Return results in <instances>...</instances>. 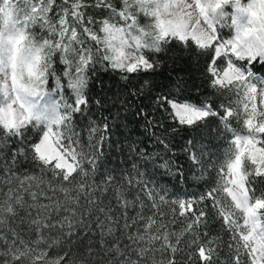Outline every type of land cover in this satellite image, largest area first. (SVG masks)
<instances>
[{
    "label": "snow or ice",
    "instance_id": "snow-or-ice-1",
    "mask_svg": "<svg viewBox=\"0 0 264 264\" xmlns=\"http://www.w3.org/2000/svg\"><path fill=\"white\" fill-rule=\"evenodd\" d=\"M54 3L55 0L35 2L0 0V13H3L4 6H8V13L13 18L14 25L24 33L22 39L27 38V33L34 36L32 32L34 25L47 29L54 37L50 39L34 36L39 42V47L33 49L34 63H29L19 76L15 64L12 65L13 71L10 74L5 72L6 76L10 75L11 82L0 84V98H7L6 102L0 105V132H3L5 138L16 137L23 141V132L28 126L36 128L40 125L42 136L37 142L29 145L31 159L38 163L41 173L51 172L53 178H58L62 182L53 187L51 181L44 179L43 175H17L10 170H7L6 179L0 178V185H9L8 190L0 194V241L7 246L6 251H0V256L8 258L5 264H9V261L13 264H61L68 253L55 259H45L47 252L37 251V248L41 245L49 248L59 246L62 236L69 239L73 236L79 238L80 233L73 231V222L81 228L88 227L91 230L92 221L85 224V220L93 211L101 214L109 223L113 222L112 209L106 211L102 206V200L90 198L92 185L88 184L86 187L85 178L89 174L83 167L85 154L73 147L74 144L78 146V141L73 139L77 134L72 129L71 118L88 103L87 97L81 93L85 86L84 69L92 60L93 53L91 49L83 46L82 41L77 40L76 27L70 24L69 17L81 24L82 32L87 33L92 41L103 44L105 59L111 61L114 67L126 69L129 73H136L141 69L147 71L155 66L141 50L155 46L157 42L178 39L194 42L200 48L211 49L214 53L212 61L215 63L212 61L209 63L214 86L224 91L231 90L237 98L235 110L232 106L225 109V118L240 120L243 126L235 134L228 157L221 169L223 175L220 177L218 190L224 194L228 204L221 205L220 201L215 199L214 192L201 196L199 201L193 198H177L170 202L159 192L156 194L158 200L150 191L146 192L152 201L153 216L145 218L137 213L144 221L143 232L137 229V232L127 235L131 244L125 247L130 248L131 252L125 259L120 260L119 264H181L174 256L177 252L183 251L178 245L186 233L188 239L184 243L191 250L188 254L190 264H214L215 249L210 247L213 242L211 240L203 242L199 233V227L204 223L205 211L199 208L193 210L194 204L206 198L212 199L214 206L219 205L218 213L233 233L235 248L232 264H264V192L257 196L249 187L250 177H264V146H260L264 144L262 139L264 81L253 80L255 64H264V0H247L246 4H242L241 0H123V10L119 12L112 6L110 0H96L94 6L110 9L124 22V27H117L105 20L102 39L93 34L89 27H83L84 14L80 9L87 5L73 2L68 6H61L57 26L47 15ZM64 4L67 5L68 0H64ZM229 4L235 10V15L231 19L234 35L224 38L217 29L226 16L222 10ZM140 13L150 18V23L143 27L137 19ZM74 43L82 46L73 48ZM42 50H46V55H41ZM57 52L61 53L68 68H71L72 64L70 60L64 58L65 53H75L79 59L75 68L77 73L75 78L71 76L70 71L64 72V76L69 77V86L77 90L78 99L75 104L54 106L55 109L62 111L63 115L53 124L48 121L42 122L39 116L33 119L31 115L18 112L10 101L12 95L19 96L21 90L33 99L39 100L47 94L50 80L55 78L53 56ZM219 65L223 67H218ZM0 71H4L3 66H0ZM25 74L28 83L23 82ZM60 83L61 81L57 79V84ZM148 88L146 82L142 90ZM158 99L165 105L170 98L162 96ZM20 107H24L22 102ZM172 108L175 109L174 114L179 121L188 125L213 114L207 109L198 110L194 107L181 106L179 103H173ZM97 131L99 128L91 130ZM65 141L68 142L67 147L64 145ZM66 157H70L72 163H69ZM88 163L95 168V160H89ZM77 176H80L81 180L73 187V181ZM64 182L68 186H65ZM103 191L101 190V194ZM57 193L62 199L57 197ZM26 195L32 201L28 208L37 210L36 217L30 221L38 233L37 239L33 241L34 247H29L8 224L9 218L14 219L17 216L18 208H25ZM81 198L84 200L83 204ZM41 199H47L51 203H39ZM117 202L122 209L130 207L133 203L124 200L123 193L117 194ZM169 203L173 216L178 214L186 222V227L179 234L167 230L164 214L158 207ZM61 209L66 215L59 221H52V215H58ZM101 215L95 217V225L100 230L103 243V238L106 235L113 236L115 230L108 227L107 232L104 231V220L101 219ZM123 215L122 229L127 233L137 224V220L132 219L129 223L126 212ZM42 230L48 232L56 230L58 235L50 237L41 234ZM5 232L11 234L10 240L6 238ZM83 235L87 236L89 233ZM113 238L116 242L107 251L115 252L117 256L124 255L119 247V239L114 236ZM131 253H134L137 259H131ZM156 253L160 254L161 259L156 258ZM241 253L246 255V260L241 258ZM165 254H169L166 259L163 258ZM69 264L75 262L70 261Z\"/></svg>",
    "mask_w": 264,
    "mask_h": 264
},
{
    "label": "trees",
    "instance_id": "trees-1",
    "mask_svg": "<svg viewBox=\"0 0 264 264\" xmlns=\"http://www.w3.org/2000/svg\"><path fill=\"white\" fill-rule=\"evenodd\" d=\"M120 3V0H111L117 11ZM89 7L99 20L107 15L108 9L103 6L89 4ZM217 30L224 38L233 34L232 27L218 26ZM83 35L87 37V34ZM91 51L92 60L84 69L86 80L83 95L87 97L88 103L72 115L71 124L77 134L73 139L78 141V146H74L77 151L82 150L85 154L83 167L89 174L85 178L86 187L92 185L90 198L102 200L106 211L112 209L113 222L109 223L101 214L93 211L85 220V224L92 221L91 230L73 222V231L80 233L79 238L62 236L59 246L49 248L41 245L37 248V251L47 252L45 259H55L68 253L61 264H69L70 261L75 264H119L120 260L125 259L131 252L130 248L125 247L131 244L127 235L137 232V229L142 233L144 229V221L137 213L145 218L153 216L152 201L146 194L148 191L157 200V192L165 195L169 202L177 198L199 201L201 196L214 192L215 199L226 206L228 200L218 190L221 169L235 134L243 127L240 120L225 118V109L232 106L235 110L237 98L231 90L224 91L214 86L209 63L214 55L211 49L178 39L157 42L155 46L143 50V54L155 66L136 73L114 67L111 61L103 57L105 53L100 47H91ZM54 60L55 67H61L57 55ZM218 67L222 68L223 65ZM253 72L264 81V64L256 63ZM146 82L149 88L142 90ZM162 96L169 97V101L208 107L213 114L192 125L182 123L174 114L169 101L165 105L161 104L158 97ZM67 102L74 104L70 94ZM40 127L28 126L23 132V141L16 137L5 138L3 132H0V178L6 179L7 170H10L17 175H43L44 179L51 181L53 187L62 183L58 178H53L51 172L41 173L38 163L31 159L29 145L42 136ZM94 128H99V131L91 132ZM89 160H95V168L88 163ZM80 180L81 177L77 176L72 186ZM249 180V187L257 196L264 192V177H250ZM64 184L68 186L66 182ZM8 187L7 184L0 185V194L6 192ZM101 190H104L103 194ZM118 193H123V199L132 201V205L126 209L120 208ZM56 195L60 197L59 193ZM25 201V208H18L17 216L9 218L8 224L29 247H34L33 241L37 239L38 233L30 221L36 217L37 210L28 208L32 201L27 195ZM38 202L51 203L47 199ZM81 203H84L83 198ZM158 207L164 214L168 231L179 234L186 227L182 217L178 214L173 216L170 203ZM197 208L203 209L206 214L199 233L203 242H213L210 247L215 249L214 264H232L235 241L231 229L218 213L219 205L214 206L212 199L206 198L193 205V210ZM125 212L129 223L132 219L137 220V224L127 233L122 229ZM65 215L61 209L51 219L59 221ZM97 215H101L104 220L105 232L108 227L115 230L113 236L119 239V247L124 255L117 256L115 252L107 251L116 242L113 236L106 235L101 243L100 230L95 225ZM4 234L7 239L12 238L10 233ZM41 234L56 237L58 232L42 230ZM187 239L186 233L178 245L183 251L174 256L181 264H190L188 254L191 250L184 243ZM6 250L7 246L0 241V251ZM168 255L165 254L163 258H168ZM130 258L135 260L137 256L131 253ZM156 258L161 259L159 253H156ZM241 258L247 259L243 253ZM6 260L7 257L0 256V264H5ZM9 264L13 262L9 261Z\"/></svg>",
    "mask_w": 264,
    "mask_h": 264
},
{
    "label": "rangeland",
    "instance_id": "rangeland-1",
    "mask_svg": "<svg viewBox=\"0 0 264 264\" xmlns=\"http://www.w3.org/2000/svg\"><path fill=\"white\" fill-rule=\"evenodd\" d=\"M120 1H121V3H120L121 5H120L119 10L117 12L123 10V0H120ZM33 2H35V0H33ZM73 2H79L82 5H87V7L81 8V11H83V14H84L83 27H89L92 30V33L97 35V37L99 39H102L104 36L102 29H103V22L105 20H107L111 24H115L117 27H124V22L122 21V19L120 17L114 15L111 12V10L108 8H106V9H108L107 15L99 20V18L94 15L96 13L91 11L90 10L91 7H89V4L90 5H96V0H68L67 5L64 4L63 0H55V3L53 4L52 9L47 14L49 20L53 24L58 26L59 13H60L61 6H68ZM110 2H111V0H110ZM222 11H224L226 13V16L224 17V20L221 22L220 26L232 27L233 28V34L232 35H234V26L231 24V19L235 15V10L229 4V5L225 6V8ZM137 19L140 22V25L142 27L150 23V18L144 17L142 13H140L137 16ZM90 20H91V22H89ZM69 21H70V24H74V26L76 27L77 40L82 41L83 46H86L89 49H91V47L92 48L97 47V49H98V47H100L105 53V48H104L102 43L101 44H97L96 42L93 43V41L91 40V37L87 33H85V34H87V37L85 35H83L84 33L82 32V28H81L80 23L72 21L71 17H69ZM32 32L36 38H39L40 36H44L45 38H50V39L54 38L52 33L48 32L47 29H41L39 27V25L32 26ZM150 44H151V42H150ZM81 46L82 45L79 43L73 44V48H79ZM145 48H143L141 50L142 54H143V50ZM56 55L58 56V58L60 60L61 67H59V66L55 67L54 57ZM64 58L71 61V64H72L71 68H68L67 65L65 64V62L62 59L61 53L57 52L53 56V72H54L55 78L51 79V85L49 84V86H48L47 94L44 97H42L40 100V101H43V105L46 107L47 106H53L54 107L56 105L63 106L64 104H69L67 102V97L69 94L73 97L74 104H75L76 100L78 99L77 90H75L69 86V83H68L69 77L64 76V72L66 70L70 71L71 76L73 78H75L77 76L75 68H76V64L79 63V59H78V57L75 56V53H65ZM59 69H61V70L59 71ZM84 76H85V74H84ZM57 79H59L61 81L60 84H57ZM85 80H86V78H85ZM253 80L254 81H257V80L263 81V79L258 75H254ZM81 94L83 95V90H82ZM6 100H7L6 97L0 98V105L4 104L6 102ZM173 103H179V102L170 100L169 105L171 108H172ZM179 104L181 106L194 107L198 110L207 109L210 111V109L208 107H196V106H193V105L188 104V103H179ZM172 110L175 113V109L172 108ZM64 145H65V147H67L68 142L65 141ZM260 146H264V144H262ZM73 147H75V146L73 145ZM66 159H68L69 163H72V160L70 157H66ZM222 175H223V173H222ZM240 222L242 223V220Z\"/></svg>",
    "mask_w": 264,
    "mask_h": 264
},
{
    "label": "clouds",
    "instance_id": "clouds-1",
    "mask_svg": "<svg viewBox=\"0 0 264 264\" xmlns=\"http://www.w3.org/2000/svg\"><path fill=\"white\" fill-rule=\"evenodd\" d=\"M241 3L246 4L247 0H241ZM22 35L24 33L18 26L14 25L13 18L9 16L8 6H4L3 13H0V66L4 67V71H0V84H10V75L6 76L5 72L10 74L13 71V64H15V70L19 76L29 63H34L32 59L33 49L39 47V42L31 33H27L25 39H22ZM41 55H46V50H42ZM129 55H131L130 52ZM23 82L28 83L26 74L23 77ZM10 102L17 108L18 112L31 115L33 119L39 116L42 122L48 121L55 124L63 115L62 111L53 106H44L43 101L38 98L33 99L23 90L20 91L19 96L13 94ZM21 102L24 105L23 108L20 107Z\"/></svg>",
    "mask_w": 264,
    "mask_h": 264
}]
</instances>
